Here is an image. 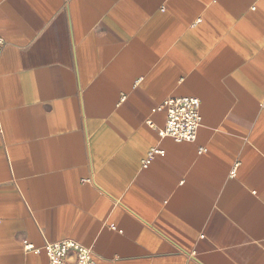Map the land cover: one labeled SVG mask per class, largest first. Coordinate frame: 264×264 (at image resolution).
<instances>
[{"label":"crops","instance_id":"crops-1","mask_svg":"<svg viewBox=\"0 0 264 264\" xmlns=\"http://www.w3.org/2000/svg\"><path fill=\"white\" fill-rule=\"evenodd\" d=\"M0 35V264H264V0H0Z\"/></svg>","mask_w":264,"mask_h":264},{"label":"built area","instance_id":"built-area-1","mask_svg":"<svg viewBox=\"0 0 264 264\" xmlns=\"http://www.w3.org/2000/svg\"><path fill=\"white\" fill-rule=\"evenodd\" d=\"M6 47L4 38L0 35V59ZM164 111L166 124L159 132L161 137H170L175 142H194L198 130L202 125L201 101L197 98H169L153 112ZM152 125L151 122H148ZM160 151L153 150L143 165L147 168L156 154ZM27 252H40L31 246H26ZM49 264H99V257L90 248L74 241L65 240L58 243H48L44 248Z\"/></svg>","mask_w":264,"mask_h":264}]
</instances>
